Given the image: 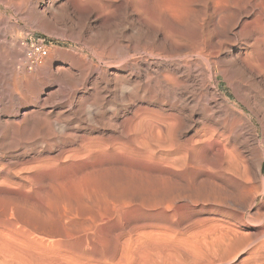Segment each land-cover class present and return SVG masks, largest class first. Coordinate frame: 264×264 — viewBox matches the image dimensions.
Listing matches in <instances>:
<instances>
[{"label":"rangeland","instance_id":"1","mask_svg":"<svg viewBox=\"0 0 264 264\" xmlns=\"http://www.w3.org/2000/svg\"><path fill=\"white\" fill-rule=\"evenodd\" d=\"M263 149L264 0H0V264H264Z\"/></svg>","mask_w":264,"mask_h":264},{"label":"built area","instance_id":"2","mask_svg":"<svg viewBox=\"0 0 264 264\" xmlns=\"http://www.w3.org/2000/svg\"><path fill=\"white\" fill-rule=\"evenodd\" d=\"M19 47L24 52V64L29 71L42 66L48 57L49 47L45 40L29 37L19 43Z\"/></svg>","mask_w":264,"mask_h":264},{"label":"bare ground","instance_id":"3","mask_svg":"<svg viewBox=\"0 0 264 264\" xmlns=\"http://www.w3.org/2000/svg\"><path fill=\"white\" fill-rule=\"evenodd\" d=\"M172 78H173V77H172ZM169 79H170V81H171V78H170V77H169ZM173 80H174V78H173ZM261 146H262V145H261ZM261 152H262V151H261ZM263 153H264V149H263ZM258 154H259V153H258ZM259 155H260V154H259ZM259 158H260V157H259ZM259 158H258V159H259ZM262 158H263V157H262ZM260 159H261V158H260ZM260 159H259V160H260ZM258 162L260 163V161H258ZM257 165H258V164H257ZM258 167H259V169H260L259 171H261L262 163H261ZM246 169H247V168H246ZM257 173H258V172H257Z\"/></svg>","mask_w":264,"mask_h":264}]
</instances>
